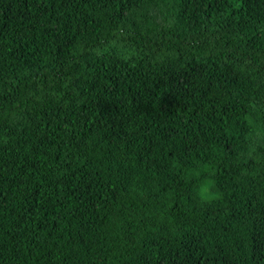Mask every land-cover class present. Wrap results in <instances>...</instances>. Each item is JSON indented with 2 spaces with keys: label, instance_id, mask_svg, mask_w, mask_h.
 Listing matches in <instances>:
<instances>
[{
  "label": "trees",
  "instance_id": "1",
  "mask_svg": "<svg viewBox=\"0 0 264 264\" xmlns=\"http://www.w3.org/2000/svg\"><path fill=\"white\" fill-rule=\"evenodd\" d=\"M0 264H264V0H0Z\"/></svg>",
  "mask_w": 264,
  "mask_h": 264
},
{
  "label": "clouds",
  "instance_id": "2",
  "mask_svg": "<svg viewBox=\"0 0 264 264\" xmlns=\"http://www.w3.org/2000/svg\"><path fill=\"white\" fill-rule=\"evenodd\" d=\"M203 167H207V165ZM191 175L199 176L200 170L193 169ZM195 193L198 199L205 204L210 203L213 200H217L221 196V193L215 188V181L212 176H206L200 180L198 185L195 187Z\"/></svg>",
  "mask_w": 264,
  "mask_h": 264
}]
</instances>
